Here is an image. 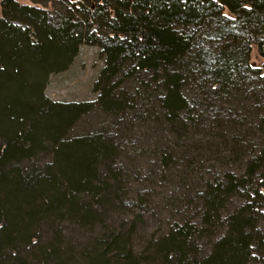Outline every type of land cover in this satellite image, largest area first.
<instances>
[{"label":"trees","instance_id":"trees-1","mask_svg":"<svg viewBox=\"0 0 264 264\" xmlns=\"http://www.w3.org/2000/svg\"><path fill=\"white\" fill-rule=\"evenodd\" d=\"M262 68L264 0H0V264H264Z\"/></svg>","mask_w":264,"mask_h":264},{"label":"rangeland","instance_id":"rangeland-1","mask_svg":"<svg viewBox=\"0 0 264 264\" xmlns=\"http://www.w3.org/2000/svg\"><path fill=\"white\" fill-rule=\"evenodd\" d=\"M53 10H58L61 5L52 6ZM76 57L72 60L67 69L55 72L49 75L48 83L46 84L44 94L47 98L56 102H80L92 101L96 97L93 91V84L96 80L100 68L103 66V59L99 55L97 46L82 44L79 46ZM250 62L260 66L261 58L257 53L255 46L251 47ZM264 72V69H261ZM106 121L98 112H91L84 115L75 125L72 130L73 134H90L96 131H104L105 133L116 132V127H110L112 119ZM124 124L122 123L121 126ZM108 130V131H107ZM130 131V132H129ZM128 133L122 129L119 135L124 143L125 136H130V133L136 131L129 130ZM125 132V133H123ZM138 138L143 139L145 131L138 129ZM159 200V199H157ZM154 228L157 224L153 223ZM207 251L206 247H203Z\"/></svg>","mask_w":264,"mask_h":264}]
</instances>
